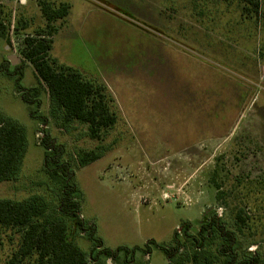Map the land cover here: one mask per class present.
Here are the masks:
<instances>
[{
    "label": "rangeland",
    "instance_id": "rangeland-1",
    "mask_svg": "<svg viewBox=\"0 0 264 264\" xmlns=\"http://www.w3.org/2000/svg\"><path fill=\"white\" fill-rule=\"evenodd\" d=\"M41 1L69 7L51 37ZM258 1L255 13L242 0H0L10 43L0 37V64L15 55L22 72L17 80L0 69V113L24 127L28 142L17 178L0 183V199L37 194L57 206L60 190L43 169L40 141L47 136L63 146L80 216L103 247L136 249V261L168 264L157 247H172L178 232L182 264H192L180 229L188 223L196 235L203 216L216 215L235 237V259L255 256L264 264V0ZM36 31L52 40L57 66L103 85L116 122L98 139L85 124L61 128L50 116L46 88L20 54L23 39ZM29 89L38 91L33 106L20 100ZM91 150L99 158L78 167L77 155ZM216 237L201 250L211 264H224ZM75 240L90 250L84 234ZM18 241L0 226V264ZM198 261H205L201 252Z\"/></svg>",
    "mask_w": 264,
    "mask_h": 264
},
{
    "label": "trees",
    "instance_id": "trees-1",
    "mask_svg": "<svg viewBox=\"0 0 264 264\" xmlns=\"http://www.w3.org/2000/svg\"><path fill=\"white\" fill-rule=\"evenodd\" d=\"M247 4L244 10H260L258 0H242ZM42 18L46 22L47 31H36L33 37L23 39L20 54L29 62L41 84L46 88L49 99V114L60 120L61 128L69 123L79 122L88 126L91 138L98 139L99 131L111 128L116 122V116L110 111L109 99L102 93L103 85H97L83 78L71 67L57 66L56 60L51 59L49 52L52 40L44 37V32L51 37L55 31L53 23L64 19L68 15V4L60 3L54 7L48 1L39 2ZM0 37L6 38V30L0 19ZM4 60L0 69L5 75L21 76V67L14 66ZM38 95L36 89L22 90L20 100L27 106H33ZM35 111H30L32 119ZM44 149L43 169L52 183L60 190L58 204L50 207L47 200L40 195H31L23 200L0 199V226L12 229L19 235L16 248L9 255L5 264H147L135 260L136 249L118 247L110 250L103 247L95 237V227L87 224L80 216L78 192L73 184V171L69 162L63 159L64 149L53 139L43 137L40 141ZM26 131L22 125L10 117L0 113V183L9 182L17 178L21 171L24 156L27 151ZM100 156V152L87 151L77 155V166H85ZM238 220L240 214L237 215ZM182 236L189 241L192 252V264H200L198 256L203 254L205 261L201 264H211L208 253L201 250L203 246L218 234L223 243L219 250L225 257L224 264H257L258 259L237 261L234 255V235L219 225L217 217L203 219L196 235H189V224L185 223L181 229ZM84 234L91 242L88 252L82 250L76 243L75 236ZM179 233L174 235L175 244L169 248H160L168 260V264H182L179 252L184 246L178 240ZM149 248L141 250L142 255L148 254ZM186 258V257H185ZM239 262V263H238Z\"/></svg>",
    "mask_w": 264,
    "mask_h": 264
},
{
    "label": "water",
    "instance_id": "water-1",
    "mask_svg": "<svg viewBox=\"0 0 264 264\" xmlns=\"http://www.w3.org/2000/svg\"><path fill=\"white\" fill-rule=\"evenodd\" d=\"M6 60L8 61V63L11 65V66H16L19 62H20V59L15 56V55H9L6 57Z\"/></svg>",
    "mask_w": 264,
    "mask_h": 264
},
{
    "label": "flooded vegetation",
    "instance_id": "flooded-vegetation-1",
    "mask_svg": "<svg viewBox=\"0 0 264 264\" xmlns=\"http://www.w3.org/2000/svg\"><path fill=\"white\" fill-rule=\"evenodd\" d=\"M213 217H216V215H212ZM212 216H210V217H212ZM208 217V216H207Z\"/></svg>",
    "mask_w": 264,
    "mask_h": 264
},
{
    "label": "crops",
    "instance_id": "crops-1",
    "mask_svg": "<svg viewBox=\"0 0 264 264\" xmlns=\"http://www.w3.org/2000/svg\"><path fill=\"white\" fill-rule=\"evenodd\" d=\"M192 147H194V146H192ZM189 152V151H188ZM187 155H188V153H187Z\"/></svg>",
    "mask_w": 264,
    "mask_h": 264
}]
</instances>
